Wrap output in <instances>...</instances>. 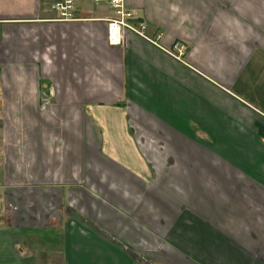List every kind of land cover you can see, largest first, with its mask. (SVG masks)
I'll return each instance as SVG.
<instances>
[{
	"label": "crops",
	"instance_id": "obj_1",
	"mask_svg": "<svg viewBox=\"0 0 264 264\" xmlns=\"http://www.w3.org/2000/svg\"><path fill=\"white\" fill-rule=\"evenodd\" d=\"M58 1L0 0V264H264V0Z\"/></svg>",
	"mask_w": 264,
	"mask_h": 264
},
{
	"label": "built area",
	"instance_id": "obj_2",
	"mask_svg": "<svg viewBox=\"0 0 264 264\" xmlns=\"http://www.w3.org/2000/svg\"><path fill=\"white\" fill-rule=\"evenodd\" d=\"M108 5L111 10V17L106 19V41L108 45L115 46L121 42L125 30H132L140 36H143L144 24L136 22L130 23L135 19L133 13L126 7L125 0H95ZM55 9L59 13L61 20H71L73 18L74 0H59L55 4ZM161 33H156L151 38V42L158 43ZM187 50V45L180 41H175L170 52L178 59L182 58Z\"/></svg>",
	"mask_w": 264,
	"mask_h": 264
}]
</instances>
